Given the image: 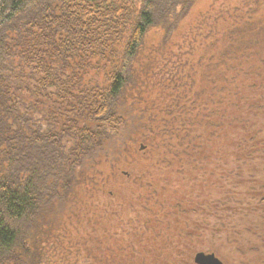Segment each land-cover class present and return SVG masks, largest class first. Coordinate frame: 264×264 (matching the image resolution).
<instances>
[{"label": "trees", "instance_id": "obj_1", "mask_svg": "<svg viewBox=\"0 0 264 264\" xmlns=\"http://www.w3.org/2000/svg\"><path fill=\"white\" fill-rule=\"evenodd\" d=\"M196 2L0 0V264H264V17L145 88L149 33ZM154 140L164 168L134 174Z\"/></svg>", "mask_w": 264, "mask_h": 264}, {"label": "rangeland", "instance_id": "obj_2", "mask_svg": "<svg viewBox=\"0 0 264 264\" xmlns=\"http://www.w3.org/2000/svg\"><path fill=\"white\" fill-rule=\"evenodd\" d=\"M263 3L264 0H197L187 18L182 22L179 29L168 40V42H160L161 34L158 33L157 30H152L149 33L148 46L146 47L148 48V51H146V53L144 52L145 55L142 58L145 59L148 56L149 59L155 58V61L152 62V67L154 66L152 74H154V76L148 82L149 87L145 88L157 89L159 83H164L163 78L169 75L168 72L174 71L173 68L171 69L173 65L172 62L178 61L180 59L181 60L179 63L188 60L194 66V68L197 69L199 64V57L201 55H205L207 52V48L205 50V43L203 42L207 40V38L213 40V37H215L214 35H216L217 33H227L229 30L235 29L237 27V24L246 23L247 20L250 21L251 19H253V22H261L264 17ZM207 41H209V39ZM154 46L156 47V50L155 52H151V49L149 48H153ZM147 60L148 59H146L145 62ZM147 104V102L143 101L141 106L144 108ZM154 143L153 145H149L148 142L144 141L142 145H138L137 151L139 155L135 157L137 159V163L133 165V169L131 168L134 174H145V172H147L148 174L153 170L156 164L157 166H159V163L160 167L164 168L162 166V163L164 165L166 163L164 161L161 162L159 156L161 152L165 151L166 149L163 147L161 141L154 140ZM147 145H149V148ZM172 172H175V169H173L171 173ZM160 177L167 176L165 174H162L160 175ZM171 177L177 179V177L179 176H177V174L175 173H172ZM146 180L147 181L145 182H150L148 179ZM190 181L191 180H187V183L189 185L199 184L198 182ZM188 187L187 189L190 188ZM194 192V199H196V194H198V191L194 190ZM209 192H212V190H208V192L203 195V197L206 198L203 202L205 205L201 207H194V211L196 212V214L204 213L202 211L208 210L209 205L207 203L209 202V196L216 198L220 197V195H210ZM214 192L217 193L216 191ZM98 198L99 203H101L105 199L104 195L102 197L100 196V194ZM108 201L110 200H106L105 203L107 204ZM116 212L118 214V216L115 217L116 220H106L107 224L104 222L103 226H105V224V227L118 224L117 220L121 222L122 226L128 225L127 222L131 221L132 219L134 222L133 211L131 209L128 210V208H117ZM184 218H186V216H184ZM148 242L150 243L148 248L155 251H157V247L160 245L161 249L163 250H165L166 247L169 248V245H166L165 241L156 242L149 240ZM222 249L223 253H221ZM219 253L224 256L225 259L221 257L219 258H221L224 262H226L227 260V264H237L232 257L236 255L235 252L232 253L229 252L226 248H220ZM172 262L173 260L171 262H168V264H172Z\"/></svg>", "mask_w": 264, "mask_h": 264}, {"label": "water", "instance_id": "obj_3", "mask_svg": "<svg viewBox=\"0 0 264 264\" xmlns=\"http://www.w3.org/2000/svg\"><path fill=\"white\" fill-rule=\"evenodd\" d=\"M197 264H222L214 254L198 253L195 257Z\"/></svg>", "mask_w": 264, "mask_h": 264}]
</instances>
